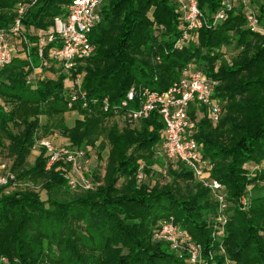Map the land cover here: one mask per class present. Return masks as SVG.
Segmentation results:
<instances>
[{"label": "trees", "instance_id": "obj_1", "mask_svg": "<svg viewBox=\"0 0 264 264\" xmlns=\"http://www.w3.org/2000/svg\"><path fill=\"white\" fill-rule=\"evenodd\" d=\"M25 1L0 0L1 32L10 33ZM69 2L37 0L27 8L21 24L29 44ZM251 7L264 25V1L251 0ZM198 8L205 26L177 48L185 28L174 0H104L90 36L94 52L72 71L84 74L85 97L77 94L71 107L73 89L60 68L28 82L40 66L35 47L0 71V165L3 155L17 180L40 189H0V264H189L152 238L171 219L200 245V264H264V37L247 29L241 5L216 23L220 0H198ZM188 64L219 82L214 98L223 114L215 125L202 118L194 137L211 177L225 188V223L211 192L184 165L166 167V184L148 178L162 163L157 111L132 124L102 110L103 100L113 108L132 88L166 91ZM71 111L83 118L68 127ZM53 132L100 158L108 148L99 187L71 190L59 164L45 169L43 148L29 163L36 142Z\"/></svg>", "mask_w": 264, "mask_h": 264}, {"label": "built area", "instance_id": "obj_2", "mask_svg": "<svg viewBox=\"0 0 264 264\" xmlns=\"http://www.w3.org/2000/svg\"><path fill=\"white\" fill-rule=\"evenodd\" d=\"M182 14L184 31L175 47L188 41L191 36L205 26V18L198 8V0H174ZM264 1V0H262ZM30 3H20L16 7V18L12 23L10 33L0 31V71L11 63L14 57H28L31 47L36 48L40 66L34 68L28 82L43 76L45 69L53 67L69 77L73 95L68 106L84 99L81 90L84 74L75 76L72 71L78 63L87 60L94 52L90 42L92 31L101 21V8L104 0H70L65 7V14L53 19L52 27L46 33H38L37 40L29 44L26 32L21 24L22 17ZM241 5L247 12L246 27L253 33L264 37V25L260 22L251 7V0H220V8L213 22L223 21L227 13L235 6ZM18 46L20 48H18ZM219 82L205 76L204 72L194 64H188L179 74L178 79L164 92L157 93L148 88L130 89L125 98L113 108L107 100L102 102V110L111 112L113 117L136 124L146 119L151 112L157 111L163 123L161 150L170 163L178 162L192 172L194 178L207 188L218 205L219 220L226 222L227 196L224 186L209 175L211 165L202 158L200 146L195 140L197 124L202 118H207L216 124L222 116V107L214 98ZM136 106H132V104ZM82 108H87L83 102ZM194 111L193 117L190 112ZM35 147L43 148L47 157L46 170L59 164L71 190H94L99 182L90 177H84L85 166L88 164V152L84 148H73L69 145L57 147L47 139L36 142ZM3 167V166H2ZM1 168V167H0ZM259 170L260 167H254ZM75 177H73V175ZM15 182L11 172L0 171V189ZM241 204H247L246 197L241 198ZM154 241L168 244L171 251L185 255L189 264H200L202 249L196 244L186 230L176 225L173 220H165L159 224L153 234Z\"/></svg>", "mask_w": 264, "mask_h": 264}, {"label": "rangeland", "instance_id": "obj_3", "mask_svg": "<svg viewBox=\"0 0 264 264\" xmlns=\"http://www.w3.org/2000/svg\"><path fill=\"white\" fill-rule=\"evenodd\" d=\"M31 0H27L25 1V3H30ZM25 31H27L25 28H23ZM18 48H20L18 46ZM225 51V49H224ZM33 57V56H32ZM223 114V112H222ZM82 115L79 114L78 112L75 111H71L68 112L64 115V122L68 127H72L74 125V122L78 119H82ZM41 122H44V118L41 117L40 118ZM119 126H123L124 124L119 122L118 123ZM215 125V124H213ZM44 139H47L49 142H51L53 145L60 147V146H65V145H69V142L66 138L62 137L59 133L57 132H53L51 134H48L46 137H44ZM43 140V139H42ZM91 147H86L85 149H87L88 155V164L85 166V174L83 175L84 177H90L92 172L96 173V175L99 178V186L102 184V178L104 175V166H105V162H106V158H107V152H108V148L103 152L102 157H98V155L95 153L96 151L94 149H89ZM40 148L35 147V145L33 146L32 149V154L29 157V163L32 164L35 156L39 153ZM157 156L160 157V161L162 163L157 162L155 165H153L150 175L148 176L151 177L152 182L154 181H159L161 184H166L169 182V177L167 175V169L166 167L170 164V162L167 160L166 156H164V152L163 150H161V148H158L157 150ZM4 156L2 155V165H0V171L1 172H11V161L9 159H3ZM3 166V167H2ZM63 172V171H62ZM73 177L74 174H72ZM209 175L211 177V170L209 171ZM212 178V177H211ZM97 182V181H95ZM98 183V182H97ZM97 186V187H99ZM97 187H95L94 189H96ZM80 189V188H78ZM225 189V188H224ZM24 190H30L33 192H39L40 189L37 186L32 185L30 182H23V181H19L16 179L15 177V182H11L10 185L5 188V192L6 193H11V192H15V191H24ZM82 190V189H80ZM44 198V194L42 195Z\"/></svg>", "mask_w": 264, "mask_h": 264}]
</instances>
